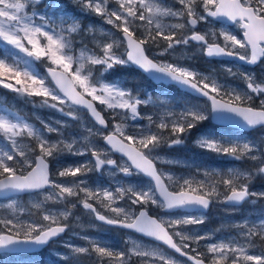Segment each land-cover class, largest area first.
I'll use <instances>...</instances> for the list:
<instances>
[{
	"label": "snow or ice",
	"instance_id": "6c2138e0",
	"mask_svg": "<svg viewBox=\"0 0 264 264\" xmlns=\"http://www.w3.org/2000/svg\"><path fill=\"white\" fill-rule=\"evenodd\" d=\"M41 3L0 0V85L25 100L39 98L41 106L80 122L84 134H66V122L50 123L39 117L38 127L0 101V196L43 195V201L33 206L44 209L39 222L0 219V253L9 255L56 240L72 227L70 217L79 205L97 221L158 243L148 246L129 237L118 250L83 235V245L65 241L68 252L56 254L65 262L80 264L79 257L87 256L90 264H134L133 258L139 264H181L171 250L191 264H264V247L253 252L258 248L254 238L264 241V218L230 225L236 236L209 243L201 252L192 245L211 239L210 234L192 232L187 226L203 224L202 216L165 219L159 213L149 214L153 207L166 214L176 209L206 210L221 195L233 210L246 201L255 204L264 199V191L250 190L256 177L264 176V139L200 133L194 141L200 149L257 165L228 168L207 184L177 178L157 167L180 164L161 155V150L183 145L205 121L264 128V79L226 66V75L243 81L245 87L222 83L214 71L206 74L188 63L192 56L187 51L195 45L196 52L208 58L231 57L246 65L264 62V0H73L80 15L100 17L111 25L108 30L92 24L84 27L80 15L70 12L62 0H50L39 8ZM215 24L222 26L217 29ZM200 25L204 30H198ZM152 46L159 51L152 53ZM177 48L184 50L181 55H176ZM42 59L51 65L44 76L33 68L34 61ZM117 66H134L154 81L205 98V103L185 104L177 111L168 98L129 87L126 80L105 79ZM254 98L259 99L258 106ZM147 106L153 112L144 115L140 109ZM82 112L91 124L82 121ZM141 120L147 125L137 123ZM53 134L57 139L50 138ZM113 153L121 154V163L111 158ZM88 154L90 161L63 165L68 156ZM50 161L63 165L55 175ZM104 169L130 182L112 187L93 181L90 186L89 174L102 175ZM132 178L142 180L131 182ZM49 201L66 207L44 208ZM121 201L126 202L124 207L115 206ZM6 207L24 211L14 199ZM101 207L112 215L102 213Z\"/></svg>",
	"mask_w": 264,
	"mask_h": 264
},
{
	"label": "rangeland",
	"instance_id": "374dc122",
	"mask_svg": "<svg viewBox=\"0 0 264 264\" xmlns=\"http://www.w3.org/2000/svg\"><path fill=\"white\" fill-rule=\"evenodd\" d=\"M49 0H43V3H41L38 7L44 8L42 4H47ZM70 4H73V10L77 12V15H80V6L78 4L73 3V0H68ZM169 3H171V0H168ZM115 7V5H112ZM80 19L84 25V27H87V25L92 24L96 27H102L106 30L111 29V25H106L104 21L98 17L95 16L92 13H89L87 15H80ZM222 25L215 24V27L219 29ZM204 25L198 26V30H204ZM238 32V29H237ZM27 46V45H26ZM195 50V45H193L191 48H189L188 55L192 56V59L188 61L192 66L199 69L200 71L204 73H209L214 71L216 76L221 80V82L227 81L228 84L240 88H244L245 85L243 81L239 79H233L231 77H228L224 71V68L226 66H232L233 70L235 71L236 67L242 68L243 71L247 72H253L256 75V79L259 81L261 79H264V62H259L256 66H245L242 64H236L233 62H227L220 59H214V58H208V57H198L196 58L195 55H192L193 53L191 50ZM159 49L155 46H152V53L158 52ZM183 49L177 48L176 49V55H181L183 53ZM24 54V53H22ZM171 57H164V59H170ZM100 68L97 67L96 74L99 75ZM125 80L124 78L116 77L112 80ZM111 81V80H109ZM142 90H147L153 94V96H161L162 98H168L171 100L173 105H176V110L179 111L180 107L184 106L185 104H192V103H200L203 104L202 100L198 99H191L188 97H184L181 95L178 90L173 86H166L163 90L154 93L150 89H145V87L141 86L138 87ZM264 98V97H262ZM0 101H3V103L6 106L12 107L15 109V106L18 104L19 109L23 112V116H26L31 122L35 123L38 127L40 126L39 120L36 118L39 117L42 120L50 123H54L55 121H62L66 122L68 125V128L66 130L67 133H74L76 135H83L84 133L80 132V122L73 121L65 116H63L60 112H57L54 109L43 107L41 104H37L35 101H29L25 100L23 97L18 96L16 93L12 92L9 89L4 88L2 85H0ZM30 102V103H29ZM256 102V104L259 105V99L254 98L253 103ZM141 113L144 115L151 114L153 112V108L151 106L147 107H141L140 109ZM109 113V116L111 118V113ZM82 121H87L89 124H91V121L88 118L87 113L82 112L81 113ZM133 122L129 121V124L131 125ZM142 125H147V120H141L140 122H137ZM199 129L195 132L194 140L192 142L193 145L195 139L198 137V135L202 132H208L211 128L210 124L202 125L198 127ZM215 134V133H213ZM216 138H220L221 136L228 137V136H243L248 139L253 140H262L264 139V128H258L250 134L244 135L240 134L238 132H223L221 134L216 133ZM52 140L57 139V137L53 134L50 137ZM98 143L103 146L102 141H98ZM196 146V145H195ZM184 150H187V155H182L179 153H173L168 151H161V155L166 156L170 159H177L181 163L175 164V165H161L159 164V168H162L166 172H171L175 177H183L185 179H193L194 181H203L206 184L210 183L214 180H218L220 177L216 175V173H225L228 168L231 167H238L240 169H248L245 167H242L241 164L242 161H235L231 157L227 155L217 154L214 152L206 151L203 149H200L196 146V150L189 148L187 146V143L185 142L183 144ZM112 159H115L118 163L122 162V157H119L115 155L114 153L111 156ZM91 155H85V156H68L63 160V165L67 164H76L82 161H90ZM62 164H56L55 161H50V169L53 175L57 172L59 168L63 166ZM199 169V171H197ZM205 172L210 173L211 175L205 176ZM57 179H61L58 178ZM71 179V178H69ZM87 179L90 182V186H94L92 184L93 181H97L101 183L103 186H118L119 183H128L130 181L126 180L122 174H117L115 177L110 175V169H104L103 174L93 172L89 174ZM142 178H132L131 182H141ZM193 187H196V184H193ZM251 191L261 192L264 191V183H261L260 185H254V183L250 186ZM220 191L223 193V188L220 189ZM255 199V198H252ZM18 201V206L20 208H23L24 211L21 213L18 209L13 211V209L7 208V204L9 202L6 200L0 201V219L3 218H18L19 220L28 222V221H37L39 222L41 220V215L44 209H37L33 205L37 202L43 201V195H28L25 198L20 199H14ZM214 205L211 208V210L208 213H202V212H193V213H185L180 211H174V212H168L165 213V210H160L156 208L151 209V213L153 215H156L159 213L161 216H164L165 219L171 217V218H180V217H186V216H195V217H203L204 223L200 225H189L187 226V229L199 233L201 235L204 234H210L211 239L208 240H202L200 241L199 245L193 244L192 247L199 248V251L206 252L207 251V244L209 243H215L220 240H226L230 237L236 236L237 231L230 227V225L238 223L243 221L246 218H250L251 220L255 221L260 218H264V199L257 200L255 204H253L251 201H246L243 205L239 206L238 209L233 210L230 206H226L223 201V196L221 195L219 198H214ZM71 202H75L74 200ZM126 202H119L118 205L124 207ZM66 207L64 204L60 205H53L52 202H47L44 205V208L47 209H63ZM102 213L112 215L110 212L107 211V209L100 208L99 209ZM139 209H137L138 211ZM74 215L70 217V223L72 227L68 230V232L57 239L49 249L45 252L43 261H38L35 263L28 262H17L16 260L9 261L6 257H0V264H72L71 260L65 262L62 261L56 254L60 253L61 255L66 254L68 252V249L63 246L65 241L74 243V244H80L83 245L84 242L80 239L83 235H88L92 238L100 240L102 243L111 244L116 249H122L124 248V242L129 238L132 237L133 239L142 241L145 245L148 246H155L157 243L145 236H142L138 233H134L132 231H127L124 229H118L114 227H106L104 225H99V223L95 220L93 216L88 214L85 210L82 209L81 206H77L76 209L73 210ZM77 217L79 219L77 220ZM214 219L217 220L218 224L221 226L223 232L217 231L211 224L210 221ZM3 228V225H0V229ZM83 230V231H82ZM105 240L106 242L102 241ZM107 239H113V242L108 241ZM254 242L258 245V248L253 250L254 254H257L261 247H264V243L260 242V239L254 238ZM58 243V244H57ZM169 251V250H168ZM170 252V251H169ZM173 254L172 252H170ZM175 255V254H173ZM175 257L181 261V264H189L186 259L178 257L175 255ZM134 259V264H139V261ZM80 264H90V258L85 259L84 256L79 257Z\"/></svg>",
	"mask_w": 264,
	"mask_h": 264
},
{
	"label": "trees",
	"instance_id": "16d2710c",
	"mask_svg": "<svg viewBox=\"0 0 264 264\" xmlns=\"http://www.w3.org/2000/svg\"><path fill=\"white\" fill-rule=\"evenodd\" d=\"M49 2H50V0L47 2V4H49ZM62 2H63V4H66L68 6V9H69L70 12L77 14V12L72 9L73 8V4H70L68 2V0H62ZM47 4H42V6L45 7V5H47ZM2 47L3 46L0 45V48H2ZM13 51H15V50H13ZM191 52L195 53V56L197 58L198 57H204V55L196 52L193 49L191 50ZM19 55L24 56L25 54L19 53ZM46 66H51V65H50V63L47 60H44V59H42L40 61H34V63H33L34 70L36 72H39L42 76L46 75L45 71H44ZM120 76L122 78H124L126 81H128V86L129 87L137 88V87L143 86V87H145V89H150L154 93L157 92L156 90H158L160 88V86L154 85L150 80H148V78L144 74H142L141 72H139L138 70H136L132 66H127V67L117 66L109 74H106L105 79L112 80V79H115L116 77H120ZM13 83H14V81H13ZM182 94L185 97H187L186 94H184V93H182ZM34 101L37 104H40V99L39 98H35ZM254 105H256V104H254ZM99 107H102V106H99ZM15 109L18 110L21 115H23V112L19 109V105L18 104L15 106ZM206 123L211 125L210 121H205L202 124L198 125V127L202 126V125H206ZM213 126L215 127V125H213ZM196 129H194L193 132L191 133V135L189 137H187L186 140H185V142L187 143V146L189 148H192V149H195V150L197 148L191 146L189 144V141L191 140V138L193 136V133L195 132ZM161 151H168V152H173V153H179V154H182V155H187V150H184L183 145L176 146V147H174L172 149H166L165 148V149H162ZM241 164L243 165V167H246L248 169H252V168H255L257 166L254 162H252L250 160H247V159L242 160ZM253 183H254V185H260L261 183H264V176H257ZM211 225H213L217 230L220 228L217 220L212 219L211 220Z\"/></svg>",
	"mask_w": 264,
	"mask_h": 264
},
{
	"label": "flooded vegetation",
	"instance_id": "af4514ba",
	"mask_svg": "<svg viewBox=\"0 0 264 264\" xmlns=\"http://www.w3.org/2000/svg\"><path fill=\"white\" fill-rule=\"evenodd\" d=\"M222 131L223 132H238V133L244 134V135L250 134V132H243V131H238V130H234V129H226V128H222V127H216V128L213 129V132L215 134L216 133L221 134ZM27 196H28V194L20 195V196H12V197H9V198H7L5 200L8 201L10 199H20V198H25ZM107 240L110 241V242L114 241L113 239H107ZM102 241L106 242L104 239ZM45 250L43 249L42 251H39V252H17V253H13V254H9V255H0V257L1 258L2 257H6L7 260H9V261H13V260H16L17 262H21V261L22 262L23 261L24 262H28V261H30L31 263H35V262H38V261H43L44 255H45V252H46Z\"/></svg>",
	"mask_w": 264,
	"mask_h": 264
},
{
	"label": "water",
	"instance_id": "95a60500",
	"mask_svg": "<svg viewBox=\"0 0 264 264\" xmlns=\"http://www.w3.org/2000/svg\"><path fill=\"white\" fill-rule=\"evenodd\" d=\"M219 58V57H218ZM220 59H227V60H233L231 57H222V58H220ZM236 61H238V60H236ZM238 62H241V61H238ZM241 63H243V62H241ZM252 66H254V65H252ZM49 66H47L46 68H45V72L47 73V68H48ZM137 69V68H136ZM139 70V69H138ZM139 71H141V70H139ZM142 72V71H141ZM143 73V72H142ZM145 74V73H144ZM146 76H147V74H145ZM148 77V76H147ZM152 80V79H151ZM152 81H154V80H152ZM155 83H161L160 81H154ZM165 84H172V83H169V82H164ZM179 87V86H178ZM180 88V87H179ZM181 89V88H180ZM181 90H184V89H181ZM185 91V90H184ZM205 99V98H204ZM212 122H214V123H217V124H221L220 122H217V121H212ZM221 125H226V126H232V127H236V128H239V129H241V130H244V131H249V130H252V129H243V128H240L238 125H234V124H221ZM258 128V127H257ZM116 154H118V155H121V154H119V153H116ZM3 199H7V198H5V197H3V196H0V200H3ZM211 205H212V203H211ZM211 205H210V207L208 208V209H176V210H172V211H177V210H181V211H185V212H195V211H203V212H208L209 211V209L211 208ZM172 211H170V212H172ZM150 214V213H149ZM150 215H152V214H150ZM122 229H124V228H122ZM126 230H128V229H126ZM149 238V237H148ZM151 239V238H150ZM48 245V244H47ZM47 245H43V246H38V247H34V248H29V249H26V250H23V251H20V252H35V251H40L41 249H43L45 246H47ZM206 264H207V261H206Z\"/></svg>",
	"mask_w": 264,
	"mask_h": 264
}]
</instances>
